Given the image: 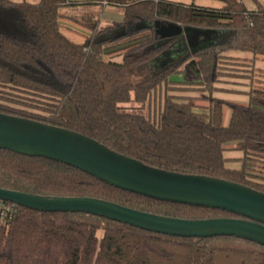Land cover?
Listing matches in <instances>:
<instances>
[{"label":"trees","instance_id":"16d2710c","mask_svg":"<svg viewBox=\"0 0 264 264\" xmlns=\"http://www.w3.org/2000/svg\"><path fill=\"white\" fill-rule=\"evenodd\" d=\"M106 1L124 6L123 20L90 24L94 34L80 43L62 31L61 7L77 4L72 0H0V88L21 95L0 102V111L78 130L153 166L264 191L249 177L264 179V83L251 85L246 104L229 101L227 124L225 99L205 95L209 104L200 108L194 97L171 92L185 83L216 88L227 48L251 51L253 59L264 56V4L254 0L250 9L244 0H223L221 8ZM142 21L147 25L136 28ZM159 21L222 31L224 42L192 47L184 35L162 36ZM122 26L126 33L115 36ZM118 51L121 61L105 58ZM180 72L182 79L175 78ZM129 101L141 108L121 105ZM229 143L243 152L239 169L227 165ZM0 187L100 197L176 217L238 216L125 191L72 165L8 149H0ZM0 264H264V245L234 235L173 236L92 213L18 205L9 226H0Z\"/></svg>","mask_w":264,"mask_h":264},{"label":"water","instance_id":"95a60500","mask_svg":"<svg viewBox=\"0 0 264 264\" xmlns=\"http://www.w3.org/2000/svg\"><path fill=\"white\" fill-rule=\"evenodd\" d=\"M186 27L194 32L204 29ZM0 149L60 161L109 185L153 199L218 208L238 216L176 217L100 197L42 195L0 187V198L18 205L46 212L92 213L173 236L234 235L264 245V191L250 185L213 175L153 166L78 130L2 111Z\"/></svg>","mask_w":264,"mask_h":264},{"label":"rangeland","instance_id":"374dc122","mask_svg":"<svg viewBox=\"0 0 264 264\" xmlns=\"http://www.w3.org/2000/svg\"><path fill=\"white\" fill-rule=\"evenodd\" d=\"M28 1L37 2L38 0ZM244 1L250 9H254L257 6V2L254 0ZM259 1L264 4V0ZM72 2L77 4H69L61 7V12L65 15L61 18V21L62 31L76 42L83 43L89 36L94 34V29L90 26V24L96 22L99 26H108L114 24L115 22H119L124 18V6L119 4L110 3L106 0H72ZM145 25H147L146 21H142L135 27H144ZM156 26L158 27L157 31L164 36L171 34L184 35L187 42L192 45V47L200 45L207 46L210 44L218 45L224 42L225 32H218L215 29H199V32H194L188 31L186 26L177 27L174 23L165 21L156 22ZM126 30L127 28L125 26L118 27L115 36L124 35ZM142 34L143 33H138L136 34V37L141 36ZM235 50L238 49L227 48L222 52V56L220 58V74L217 76L218 79L219 77H222V89H219V84L217 83L220 81L217 80L215 82V84H217L215 85L216 88L213 89H210L211 87L200 88L203 87L204 84H195L198 86V88H195V86L185 83L180 84V86L187 87L190 85L193 88L183 89L180 87L172 89L171 92L194 97V102L200 108H205V106L209 104L208 98L203 97L205 95H212L225 99L226 102L223 105V122L224 124L229 123L231 114L229 101L246 104L249 97L248 90L251 85H261L264 83V60L259 58H240L228 54L230 53L228 51ZM105 58L121 61L123 59V53L122 51L114 52L106 55ZM261 67L263 69H261ZM175 78L182 79V73L180 72L176 74ZM12 95L21 96L20 94L11 91L8 87L0 88V102L13 103L7 98ZM121 105L131 109L141 108V105L134 101L125 102ZM144 111L148 114V106H146ZM226 151L227 155H230L228 157V163L232 166V168L239 169L242 165L241 158L243 157V152L235 147V143H229ZM249 177L251 181L264 184V179L261 177Z\"/></svg>","mask_w":264,"mask_h":264},{"label":"crops","instance_id":"0c3cea01","mask_svg":"<svg viewBox=\"0 0 264 264\" xmlns=\"http://www.w3.org/2000/svg\"><path fill=\"white\" fill-rule=\"evenodd\" d=\"M14 1H16V0H14ZM19 1H23V0H19ZM170 1L182 2V3H186V4L194 3V4L200 5V6H208V7H215V8H221V7H223L225 5L223 0H170ZM175 25L177 27L182 26V25L176 24V23H175ZM235 49H238V50L228 51V52H230L228 54H230L232 56H235V57H240V58H249L250 59V58L254 57V54L251 51L242 50V49H239V48H235ZM257 58L264 60V56H258ZM261 69H263V68L261 67ZM218 81H220L219 83H217V84H219L218 85L219 89H222V77H219ZM217 84H215V85H217ZM195 87L198 88V86H195ZM233 88H235V87H233ZM249 90H248V92H249ZM248 100H249V97H248ZM226 152L227 151L224 152L225 156L229 157L230 155H227ZM227 165L229 167H232L228 162H227Z\"/></svg>","mask_w":264,"mask_h":264},{"label":"built area","instance_id":"2783aa9c","mask_svg":"<svg viewBox=\"0 0 264 264\" xmlns=\"http://www.w3.org/2000/svg\"><path fill=\"white\" fill-rule=\"evenodd\" d=\"M18 204L0 198V226L8 227L16 215Z\"/></svg>","mask_w":264,"mask_h":264}]
</instances>
